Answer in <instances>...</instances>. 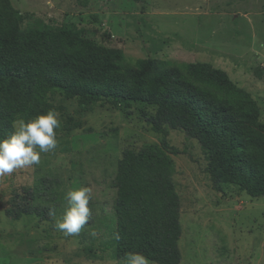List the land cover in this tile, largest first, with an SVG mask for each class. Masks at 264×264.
Masks as SVG:
<instances>
[{
    "label": "rangeland",
    "instance_id": "1",
    "mask_svg": "<svg viewBox=\"0 0 264 264\" xmlns=\"http://www.w3.org/2000/svg\"><path fill=\"white\" fill-rule=\"evenodd\" d=\"M22 27L34 19L45 27L78 33L104 49L120 50L127 62L93 53L103 64L129 67L138 59L206 63L228 75L256 102L264 123V0H10ZM154 77L144 82L154 85ZM49 101L59 114L55 149L38 164L0 176V264H121L112 229L118 161L126 149L141 152L159 137L141 118L155 107L130 109L97 102L84 111L58 92ZM130 111L128 116L126 113ZM174 181L180 196V264H264V197L251 198L226 180L214 187L196 140L173 130ZM91 189L88 224L65 236L61 219L66 193ZM45 217L16 218L25 190ZM24 196V195H23ZM54 215H49V211ZM95 233V235H93Z\"/></svg>",
    "mask_w": 264,
    "mask_h": 264
},
{
    "label": "trees",
    "instance_id": "2",
    "mask_svg": "<svg viewBox=\"0 0 264 264\" xmlns=\"http://www.w3.org/2000/svg\"><path fill=\"white\" fill-rule=\"evenodd\" d=\"M97 52L127 62L120 50L104 49L76 32L50 29L40 19L23 28L20 12L10 0H0V140L12 134L14 121L55 110L49 101L55 92L77 99L84 111L103 101L115 109H130L135 101L155 107L153 115L142 111L141 118L158 135V144L141 152L126 149L118 161L115 257L137 252L152 264H180L181 207L171 156L185 152L170 145V132L182 131L198 142L214 187L224 179L251 198L264 197L259 109L226 72L209 64L167 68L168 62L138 59L125 67L94 60ZM151 77L154 85L146 87ZM23 195L15 202V217L44 218L38 206L24 203L33 199L28 189Z\"/></svg>",
    "mask_w": 264,
    "mask_h": 264
},
{
    "label": "clouds",
    "instance_id": "3",
    "mask_svg": "<svg viewBox=\"0 0 264 264\" xmlns=\"http://www.w3.org/2000/svg\"><path fill=\"white\" fill-rule=\"evenodd\" d=\"M58 116L59 114L53 109L27 122L23 119L13 122L12 134L0 140V176L38 164L40 153L56 148L55 130L60 127ZM64 199L67 205L64 214L53 227L65 236L79 234L89 222L91 189L81 187L68 191ZM49 215H54V212L50 210ZM121 264H152V262L140 253L128 252L122 258Z\"/></svg>",
    "mask_w": 264,
    "mask_h": 264
}]
</instances>
